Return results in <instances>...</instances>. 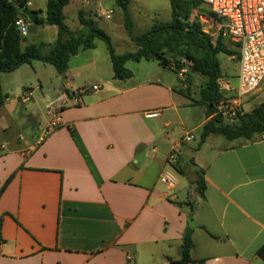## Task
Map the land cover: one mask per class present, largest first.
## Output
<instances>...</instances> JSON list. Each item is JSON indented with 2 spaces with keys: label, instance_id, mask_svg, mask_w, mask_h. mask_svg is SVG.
Listing matches in <instances>:
<instances>
[{
  "label": "crops",
  "instance_id": "obj_1",
  "mask_svg": "<svg viewBox=\"0 0 264 264\" xmlns=\"http://www.w3.org/2000/svg\"><path fill=\"white\" fill-rule=\"evenodd\" d=\"M94 44L70 58L64 76L55 73L54 99L41 82L30 89L27 78L17 81L12 97L3 92L0 189L13 177L0 196V264H163L180 258L187 226L193 260L264 264L256 255L264 246V137L208 145L219 134L207 136L196 150L204 197L193 205L180 201L168 168L188 174L180 156L188 142L170 129L185 106L177 75L153 61H128L131 76L115 80L106 46ZM46 65L27 66L40 79ZM236 70L237 77L238 63ZM82 89L76 101L73 93ZM40 103L49 116L43 123L37 121ZM49 105L61 122L47 132L54 114ZM148 112L158 115L147 118ZM162 177L172 179L173 188Z\"/></svg>",
  "mask_w": 264,
  "mask_h": 264
},
{
  "label": "trees",
  "instance_id": "obj_2",
  "mask_svg": "<svg viewBox=\"0 0 264 264\" xmlns=\"http://www.w3.org/2000/svg\"><path fill=\"white\" fill-rule=\"evenodd\" d=\"M132 0H117L119 8L124 14V26L135 43L137 50L124 54H116L110 37L91 19L79 13L81 29L71 30L64 22L63 10L70 0H47L45 16L38 17L40 10H30L29 0H0V75L17 70L23 65H30L34 61L53 66L59 76H64L68 70L69 60L80 50L94 48V40L105 43L109 53L113 79L125 80L131 76V71L125 67L126 62L153 61L160 67L173 71L176 75L180 69L187 70L185 84L188 90L193 75H199L205 80L199 91L198 100L194 104L205 107L207 117H211L216 103L225 95L220 86L222 78L219 54L233 57L238 52L235 45L217 36L204 33L198 21H190V15L200 3L198 0L182 1L170 0L172 9L171 21L154 24L150 31L142 36L132 34V22L129 15V4ZM36 16L32 26H54L57 34L53 44L29 43L22 47V37L15 25L18 18L29 20V15ZM190 98L189 94L180 91ZM7 96L3 93L0 78V107ZM211 134L222 135L230 142L241 144L253 143L264 137V102L256 105L249 112L242 113L238 120L228 124L218 118L209 119L202 126L200 144L204 143ZM73 137L74 134L72 133ZM242 140V141H238ZM177 172L181 170L173 166ZM194 191L204 197L205 182L203 171L196 173ZM11 176L0 189V196L8 186ZM193 230L187 226L182 238V256L178 259L167 258L163 264H205V259L193 260ZM256 255L264 262V246Z\"/></svg>",
  "mask_w": 264,
  "mask_h": 264
},
{
  "label": "rangeland",
  "instance_id": "obj_3",
  "mask_svg": "<svg viewBox=\"0 0 264 264\" xmlns=\"http://www.w3.org/2000/svg\"><path fill=\"white\" fill-rule=\"evenodd\" d=\"M29 2L30 6L37 10L45 11L46 9L47 0H29ZM80 12L84 18L93 20L98 28L102 29L110 37L116 54L135 52L137 50L135 43L131 40L124 26V14L118 6L117 0H70L69 4L63 10V15L64 22L71 30L75 31L81 29L79 23ZM42 14L43 13L40 12V15ZM107 15H109V18L106 17ZM129 15L133 25L132 34L138 37L142 36L150 31L154 24L167 23L171 21L172 9L170 0H132L129 4ZM189 20L198 21L201 24L202 29H207L212 38H216L217 30L214 27L212 17L204 4L199 3L194 8ZM55 31L57 30L54 26L32 27L31 24L28 34L24 37L22 46L28 43L53 42L55 40V35L53 36ZM97 42L102 45V49H105V43L103 41L97 40ZM218 59L222 70V78L220 80L221 88L224 89V87L229 85L236 88L238 85L237 78L235 76L238 63L237 56L229 57L219 54ZM129 63H133V61H129ZM33 65L38 67L45 64L37 61L33 62ZM48 65L49 64H47L46 67L49 70L44 71L40 79H38L36 74H34L33 68L27 65H23L17 71L1 74L0 78L2 80L1 84L3 92L8 94L9 97H12L13 93L11 90L17 86V81L27 78L32 82L30 89L36 87L38 88V82H41L43 85L42 92L44 94L49 93L54 99L58 93L57 88L60 82L56 79L55 68ZM36 71L39 72L38 68H36ZM204 80L205 79L199 75H193L189 90L187 85H181L180 81H178L179 87L182 89L181 91L189 94L190 98L184 94L181 95L183 102H185V106L181 109V119L179 121L176 119L170 127V129L175 130L176 134L173 136L174 138H183L187 134H191L193 136V139L186 143V146L183 147L180 153L181 164L186 170H188V174L186 175V172H184L181 176L172 167H170V165L168 166L178 181L177 190L179 200L183 202H190L191 205L198 201V195L195 194L194 187L191 189L193 184L190 183V178L194 175V173L201 171V169L196 166L200 165L197 157L198 154L196 155V150L201 146L200 137L202 127L200 128L196 126L206 117L205 107L200 104H194L193 102L198 100L199 91ZM261 102H264V92L261 94L259 93L258 95L257 91L244 103V112H249ZM28 112L30 111L28 110ZM46 112V104L40 103L37 118V121L39 120L38 123H43V121H47L49 119ZM215 139H219L218 142L221 145L231 144V142L226 140L222 135H217L208 141V145H211L214 141H216ZM206 150L207 146H203L201 153ZM200 155L201 154L198 156L200 157ZM196 177L197 175L193 178V180H196ZM186 209H189L188 206Z\"/></svg>",
  "mask_w": 264,
  "mask_h": 264
},
{
  "label": "built area",
  "instance_id": "obj_4",
  "mask_svg": "<svg viewBox=\"0 0 264 264\" xmlns=\"http://www.w3.org/2000/svg\"><path fill=\"white\" fill-rule=\"evenodd\" d=\"M198 1L207 7L217 30V36L233 43L238 52L236 77L238 85L236 88L224 87L225 95L216 103L215 110L211 115V118H218L231 124L244 113V103L259 90L260 84L264 80V0ZM106 17L109 18V15ZM15 25L20 35L26 37L31 22L20 17ZM202 30L209 34L207 29ZM186 73L185 68L178 71L177 77L181 85H186ZM91 90L97 91L98 87L92 86ZM82 93H84V89L73 93L76 101ZM49 108L54 111V114L47 132L52 131L61 122L56 114V108H52L51 105ZM157 115L155 112L145 114L147 118ZM192 139L193 136L187 134L182 138V142H189ZM169 159H174V152L171 153ZM161 182L170 188L174 186V181L169 177H162Z\"/></svg>",
  "mask_w": 264,
  "mask_h": 264
},
{
  "label": "water",
  "instance_id": "obj_5",
  "mask_svg": "<svg viewBox=\"0 0 264 264\" xmlns=\"http://www.w3.org/2000/svg\"><path fill=\"white\" fill-rule=\"evenodd\" d=\"M35 18L36 16H34V14L29 15V21L31 22V24L35 23ZM178 254H179V257L182 256V247L179 248Z\"/></svg>",
  "mask_w": 264,
  "mask_h": 264
}]
</instances>
